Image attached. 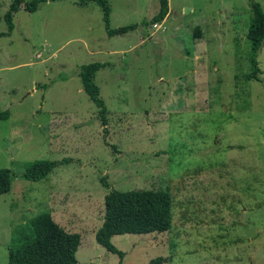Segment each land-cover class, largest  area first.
Returning <instances> with one entry per match:
<instances>
[{
  "label": "rangeland",
  "instance_id": "obj_1",
  "mask_svg": "<svg viewBox=\"0 0 264 264\" xmlns=\"http://www.w3.org/2000/svg\"><path fill=\"white\" fill-rule=\"evenodd\" d=\"M107 1L111 28L138 26L109 35L94 2L44 0L20 4L0 37V168L15 173L0 193V264L15 227L56 210L81 222L75 264H119L95 240L111 188L172 198L169 230L111 238L121 264H264V42L260 80L244 78L250 3L264 0H168L144 25L159 0ZM12 2L0 0V32ZM92 62L106 64L94 78L106 132L79 77ZM39 159L62 162L26 179Z\"/></svg>",
  "mask_w": 264,
  "mask_h": 264
},
{
  "label": "trees",
  "instance_id": "obj_2",
  "mask_svg": "<svg viewBox=\"0 0 264 264\" xmlns=\"http://www.w3.org/2000/svg\"><path fill=\"white\" fill-rule=\"evenodd\" d=\"M44 0H13L4 14L7 31L1 36L10 35L14 28L13 15L23 7L26 11H35ZM94 2L102 11L104 28L109 35L123 34L135 29L138 24H129L118 28L110 27V6L107 0H78L86 5ZM168 0H159V9L148 21L142 24L162 21L168 14ZM249 43V71L244 74L247 81L260 80L262 73L258 55L264 42V11L256 1L250 3V14L246 32ZM106 64L92 62L83 64L79 69V77L83 90L98 107V116L106 132V106L100 96L99 87L95 83L96 72ZM0 118H7V112H0ZM62 161L39 159L29 162L23 176L29 180L46 178L54 167ZM15 173L9 168H0V193L10 190L12 177ZM105 187H109L106 176L100 178ZM104 212L101 225L95 232V240L108 251L118 254L120 262L124 253L111 242V237L124 233H152L170 229L173 220L172 198L164 189H133L116 190L111 188L103 199ZM81 236L78 232H68L59 226L51 217L50 212L39 213L26 222L15 227L7 245L8 264H75V253L80 245ZM162 257L149 261V264H161Z\"/></svg>",
  "mask_w": 264,
  "mask_h": 264
},
{
  "label": "crops",
  "instance_id": "obj_3",
  "mask_svg": "<svg viewBox=\"0 0 264 264\" xmlns=\"http://www.w3.org/2000/svg\"><path fill=\"white\" fill-rule=\"evenodd\" d=\"M69 213H71V212H69ZM50 214H51L52 219L59 226H61L64 230H66L68 232H79L78 225H75L74 223H81L80 220H78L79 221L78 222L77 220L71 219L69 214H67L66 212L57 211V210L51 212Z\"/></svg>",
  "mask_w": 264,
  "mask_h": 264
}]
</instances>
